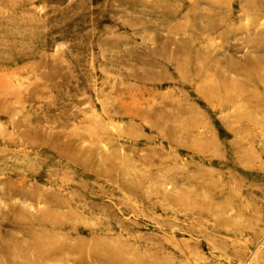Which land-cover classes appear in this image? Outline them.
<instances>
[{
	"label": "rangeland",
	"instance_id": "obj_1",
	"mask_svg": "<svg viewBox=\"0 0 264 264\" xmlns=\"http://www.w3.org/2000/svg\"><path fill=\"white\" fill-rule=\"evenodd\" d=\"M132 252L264 264V0H0V264Z\"/></svg>",
	"mask_w": 264,
	"mask_h": 264
},
{
	"label": "bare ground",
	"instance_id": "obj_2",
	"mask_svg": "<svg viewBox=\"0 0 264 264\" xmlns=\"http://www.w3.org/2000/svg\"><path fill=\"white\" fill-rule=\"evenodd\" d=\"M34 245L39 246L40 244L36 240L34 242ZM126 254H128V253H126ZM106 264H142V262L140 260V256L138 255V253L132 252L131 254H128L127 257L125 255L123 256V254L120 256L116 255V254H110V256L107 257Z\"/></svg>",
	"mask_w": 264,
	"mask_h": 264
}]
</instances>
